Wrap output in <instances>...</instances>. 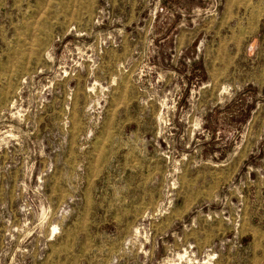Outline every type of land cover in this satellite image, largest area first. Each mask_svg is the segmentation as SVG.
Segmentation results:
<instances>
[{
    "label": "rangeland",
    "instance_id": "rangeland-1",
    "mask_svg": "<svg viewBox=\"0 0 264 264\" xmlns=\"http://www.w3.org/2000/svg\"><path fill=\"white\" fill-rule=\"evenodd\" d=\"M0 264H264V0H0Z\"/></svg>",
    "mask_w": 264,
    "mask_h": 264
}]
</instances>
